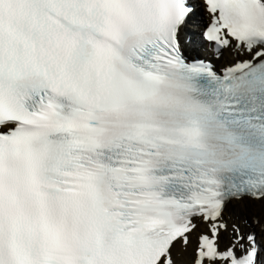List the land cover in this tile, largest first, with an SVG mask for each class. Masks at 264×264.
Returning a JSON list of instances; mask_svg holds the SVG:
<instances>
[{
	"label": "snow or ice",
	"instance_id": "1",
	"mask_svg": "<svg viewBox=\"0 0 264 264\" xmlns=\"http://www.w3.org/2000/svg\"><path fill=\"white\" fill-rule=\"evenodd\" d=\"M0 264H264V0H0Z\"/></svg>",
	"mask_w": 264,
	"mask_h": 264
},
{
	"label": "bare ground",
	"instance_id": "2",
	"mask_svg": "<svg viewBox=\"0 0 264 264\" xmlns=\"http://www.w3.org/2000/svg\"><path fill=\"white\" fill-rule=\"evenodd\" d=\"M255 211H256V212H259V208L255 209ZM178 255H179V253H178Z\"/></svg>",
	"mask_w": 264,
	"mask_h": 264
}]
</instances>
